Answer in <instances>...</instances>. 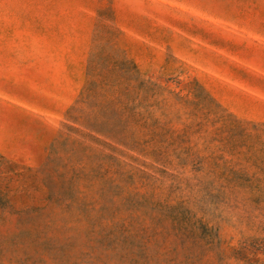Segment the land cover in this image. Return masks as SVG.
<instances>
[{
	"label": "rangeland",
	"instance_id": "obj_1",
	"mask_svg": "<svg viewBox=\"0 0 264 264\" xmlns=\"http://www.w3.org/2000/svg\"><path fill=\"white\" fill-rule=\"evenodd\" d=\"M0 264H264V0H0Z\"/></svg>",
	"mask_w": 264,
	"mask_h": 264
}]
</instances>
